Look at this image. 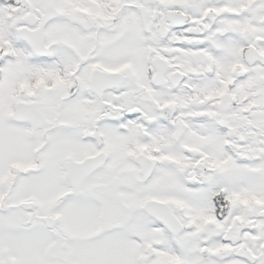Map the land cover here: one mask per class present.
Segmentation results:
<instances>
[{"label":"snow or ice","instance_id":"1","mask_svg":"<svg viewBox=\"0 0 264 264\" xmlns=\"http://www.w3.org/2000/svg\"><path fill=\"white\" fill-rule=\"evenodd\" d=\"M0 264H264V0H0Z\"/></svg>","mask_w":264,"mask_h":264}]
</instances>
